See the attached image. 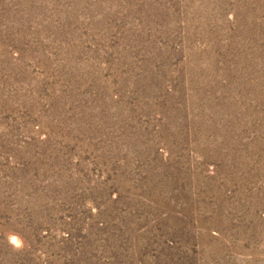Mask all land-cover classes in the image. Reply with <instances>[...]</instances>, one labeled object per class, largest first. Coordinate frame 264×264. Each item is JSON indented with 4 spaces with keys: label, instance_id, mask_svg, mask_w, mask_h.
Instances as JSON below:
<instances>
[{
    "label": "rangeland",
    "instance_id": "rangeland-1",
    "mask_svg": "<svg viewBox=\"0 0 264 264\" xmlns=\"http://www.w3.org/2000/svg\"><path fill=\"white\" fill-rule=\"evenodd\" d=\"M0 264H264V0H0Z\"/></svg>",
    "mask_w": 264,
    "mask_h": 264
},
{
    "label": "clouds",
    "instance_id": "clouds-1",
    "mask_svg": "<svg viewBox=\"0 0 264 264\" xmlns=\"http://www.w3.org/2000/svg\"><path fill=\"white\" fill-rule=\"evenodd\" d=\"M7 240L11 246L16 249H19L21 246V238L16 234H10L7 237Z\"/></svg>",
    "mask_w": 264,
    "mask_h": 264
}]
</instances>
